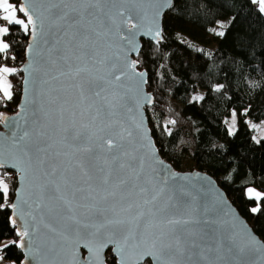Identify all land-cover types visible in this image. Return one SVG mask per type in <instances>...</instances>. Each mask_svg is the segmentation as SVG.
Wrapping results in <instances>:
<instances>
[{
    "label": "snow or ice",
    "instance_id": "1",
    "mask_svg": "<svg viewBox=\"0 0 264 264\" xmlns=\"http://www.w3.org/2000/svg\"><path fill=\"white\" fill-rule=\"evenodd\" d=\"M251 2L264 14V0ZM175 6L173 0H0V54L10 47L4 38L11 26L30 38L28 63L20 69L28 73L25 98L9 120L7 145L0 142V169L5 170L0 172V209H12L13 226L16 216L23 222L19 239L2 247L25 250L27 264H44L49 254L64 257L59 264H84L79 247L90 254L87 264H105L102 253L109 245L119 256L116 264H141L146 257L147 264H256L246 256L264 264V245L247 230L186 238L194 221L173 212L185 208L186 193L161 202L164 188L146 169L147 160L156 158L155 144L143 117L126 119L130 100L137 109L151 103L139 95L147 81L129 54H140L139 36L159 41V21ZM16 72L0 65V102L13 99L8 77ZM52 81L69 94L55 98L60 103L55 127L42 88ZM69 104L71 119L65 124ZM232 117L234 126L235 112ZM8 169L19 173L22 184L15 189V202H9ZM247 193L264 200L252 188Z\"/></svg>",
    "mask_w": 264,
    "mask_h": 264
},
{
    "label": "trees",
    "instance_id": "2",
    "mask_svg": "<svg viewBox=\"0 0 264 264\" xmlns=\"http://www.w3.org/2000/svg\"><path fill=\"white\" fill-rule=\"evenodd\" d=\"M173 3L176 6L162 17L161 40L141 39L140 54L134 58L137 69L146 72L145 89L152 96L144 109L150 134L158 154L173 169L180 170L187 160L192 167L184 171L208 174L264 242V200L245 194L248 188L264 194V134L255 141L250 127L264 121V14L251 0ZM221 31L224 36L216 35ZM27 39L19 26H11L5 37L10 47L0 54L7 57L0 61L7 63L16 58L9 65L17 69L10 77L18 88ZM198 90L202 99L192 100ZM12 92L11 101L0 102V116L16 110L20 90ZM233 112L235 130L230 133L225 119ZM10 174L9 202L15 186ZM257 206L261 211L252 213ZM10 214L9 208L0 209V242L19 239ZM0 254L24 264L20 248L13 244L1 247ZM106 263L115 264L109 251Z\"/></svg>",
    "mask_w": 264,
    "mask_h": 264
},
{
    "label": "water",
    "instance_id": "3",
    "mask_svg": "<svg viewBox=\"0 0 264 264\" xmlns=\"http://www.w3.org/2000/svg\"><path fill=\"white\" fill-rule=\"evenodd\" d=\"M161 22L162 18L159 21V28L162 34ZM141 39L153 43L157 42L149 36H139L137 37L139 49ZM159 40H161V37ZM29 42L30 38L28 36L27 45L24 50V61L19 67L20 96L18 104L16 106V110L13 114L3 116L7 119L0 120V142L4 143L5 145H7L8 143L5 138L10 135L11 131L10 127L8 126L9 120L16 118V113L20 110L18 105H22L25 98L26 86L24 82L26 79H28V73L20 71V69L25 68L28 63L26 48ZM135 57V53L129 54L130 60H134ZM136 71L144 73V79L146 80L147 75L145 71L138 70L137 68ZM145 85L146 83L140 85L141 91L139 95L141 97H150L152 103V96L149 92L146 91ZM27 87L29 89V93L34 94L33 86L29 84L27 85ZM42 88L47 93V95H45L43 99L45 103V108L49 113V121L51 122V125L55 127L57 126L56 122L59 119L58 110L60 107L59 101H56L55 98H63L69 96V94L62 90V85L58 81H52L50 85H43ZM151 103L149 104L145 101L142 103L140 108L137 109L135 105V100H130L128 106L132 108V112L126 113V119H128L129 123H131L133 119L139 120L141 117H143L144 127L148 130L149 138L154 143L153 138L150 134V130L148 128L147 118L144 110L146 107L150 106ZM65 107L69 108V111L65 112L64 114V123L67 124L71 119V105L69 104ZM57 147L59 146L57 145ZM161 161L162 163H160ZM146 169L153 176L154 182L157 184V186L164 188V192L160 197L162 203L168 201L169 197H172L174 202L176 198L174 193L180 191L186 193V195L183 197V199L187 202L185 208L181 209L179 212H176V210H173V212H175V214L177 215L190 217L194 221L193 223L187 225V231L185 232V236L188 240H191L193 238L198 239L199 237H204L205 239H208L209 236L214 238L229 237L232 236L234 233L243 234V231L247 230V232L250 233L259 244L264 245L263 240L260 239L259 236L253 232V230L250 228L245 219L240 216L237 209L232 204L231 200L225 196L224 192L218 187L216 182L205 172L195 169L190 171L175 170L169 163L166 162L165 159H162L160 157L157 149L156 158L147 160ZM153 169H155V171H152ZM7 171L12 172L15 175V186L13 190V198L11 200V202H15L18 200L15 189L21 188L22 184L18 180L19 173H17L14 169H8ZM165 180H167V183H164ZM9 210L11 213L10 215L12 217V209L9 208ZM15 219L17 230L22 229L23 222L21 221L19 216H16ZM113 248L114 245H109L108 248L104 249L102 256L105 261V264H107L106 254L108 251L109 254L115 259V264L119 260L118 254L112 251ZM20 250L23 255L22 261L24 264H27L25 250ZM89 255L90 254L88 253L86 248L79 247L78 259L84 261V264H87V258L89 257ZM62 259H64V257L55 254H49L45 259L44 264H59V261H61ZM148 259L149 258L146 257L143 262L148 261ZM244 259L256 260V264H259V260L256 256H246ZM143 262H141V264Z\"/></svg>",
    "mask_w": 264,
    "mask_h": 264
},
{
    "label": "rangeland",
    "instance_id": "4",
    "mask_svg": "<svg viewBox=\"0 0 264 264\" xmlns=\"http://www.w3.org/2000/svg\"><path fill=\"white\" fill-rule=\"evenodd\" d=\"M257 7H258V5H257ZM4 62V64H2ZM11 65L12 64V59H10L9 60V63H7L5 60H1L0 61V65ZM9 65V66H10ZM11 84H13V81L11 80ZM12 90H13V88H12ZM203 95V91H201V90H198L197 91V93L196 94H194L193 96H192V100L194 99V97H201ZM195 100H197V99H195ZM175 105V104H174ZM225 122H226V126H227V128H228V130L230 129V128H233L234 127V130H235V123H234V126H233V117L232 116H229V117H227L226 119H225ZM253 125H255V127H253ZM250 127H252L253 128V130H254V134H253V139L255 140V141H258L262 136H263V134H264V121H260V122H257V123H252V124H250ZM233 130V131H234ZM233 131H229L230 133H232ZM191 164L189 163V161H187V160H185L184 162H183V165L181 166V168H180V170L181 171H184V170H188V169H191ZM0 172H4V171H1L0 170ZM12 175L10 174V172H8L7 171V176H6V182L8 183V181H10L11 179H12V177H11ZM15 176V175H14ZM9 184V183H8ZM14 184H15V182H14ZM253 190H255L254 188H252ZM248 190V189H247ZM256 191V190H255ZM245 194L248 196V193H247V191L245 192ZM249 197V196H248ZM9 241L8 240H4V241H2V242H0V248L4 245V244H6V243H8ZM0 257H3L1 254H0ZM0 264H16L15 262H13V261H11V260H5L4 259V257H3V259L2 260H0Z\"/></svg>",
    "mask_w": 264,
    "mask_h": 264
},
{
    "label": "built area",
    "instance_id": "5",
    "mask_svg": "<svg viewBox=\"0 0 264 264\" xmlns=\"http://www.w3.org/2000/svg\"><path fill=\"white\" fill-rule=\"evenodd\" d=\"M2 64H4V62ZM12 86L13 90H20V87L18 88L15 83H13Z\"/></svg>",
    "mask_w": 264,
    "mask_h": 264
},
{
    "label": "crops",
    "instance_id": "6",
    "mask_svg": "<svg viewBox=\"0 0 264 264\" xmlns=\"http://www.w3.org/2000/svg\"><path fill=\"white\" fill-rule=\"evenodd\" d=\"M5 39V38H4ZM5 42H6V40H5ZM6 66H8V67H11V66H9V65H6ZM8 79H9V82L11 83V77L9 76L8 77ZM249 189V188H248ZM256 190V189H255ZM247 191V189L245 190V192ZM257 191V190H256Z\"/></svg>",
    "mask_w": 264,
    "mask_h": 264
}]
</instances>
